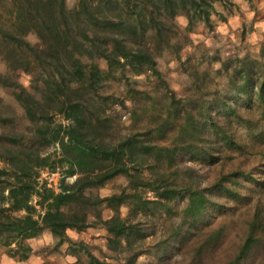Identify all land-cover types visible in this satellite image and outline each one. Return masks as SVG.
Listing matches in <instances>:
<instances>
[{"label": "trees", "instance_id": "trees-1", "mask_svg": "<svg viewBox=\"0 0 264 264\" xmlns=\"http://www.w3.org/2000/svg\"><path fill=\"white\" fill-rule=\"evenodd\" d=\"M7 2L8 15L0 19V60L5 64L0 84L12 92L30 124L22 128L12 113L0 110V241L22 246L25 238L42 230L63 238L67 230L97 226L107 230V247L118 250L122 242L130 247L133 238L146 235L132 222L138 213L149 210L171 217L177 214L173 205L180 201L185 202L182 220L190 223L183 240L188 233L199 235L209 222L208 214L225 208L228 200L245 198L243 182L256 183L250 169L221 168L206 185L192 167L183 170L187 178L179 169H160L171 167L178 153L213 162L218 156L214 152L222 148L240 151L242 146L224 125L210 122L214 136L207 144L208 124L196 125L186 111L182 121H176L181 109L172 98L156 130L120 133L113 126L120 112L112 111V102L101 93L105 77L116 71L158 74L155 55L166 48L177 51L181 45L176 15L184 14L188 24L197 16L208 22L204 0H77L72 6L66 0ZM30 34L36 39L33 43L27 39ZM172 35L179 40L176 45L170 42ZM260 57L256 69L251 63L243 66L241 83L232 95L242 93L240 102L256 90L264 104V43ZM21 74L29 76L28 86L18 81ZM174 123L178 130L171 145L152 142ZM49 146L53 151H47ZM43 168L60 172L56 189L39 180ZM144 168L150 172L148 178ZM119 175L127 179L119 193L101 197L95 192ZM146 190L154 196H143ZM124 202L131 207L130 218L119 216ZM103 205L112 216H102ZM167 230L175 236L180 226ZM247 230L228 264H252L253 254H262V248H255V234L264 236L257 214ZM204 236L202 246L218 240L214 233ZM137 256L129 253L127 264H135Z\"/></svg>", "mask_w": 264, "mask_h": 264}, {"label": "rangeland", "instance_id": "rangeland-1", "mask_svg": "<svg viewBox=\"0 0 264 264\" xmlns=\"http://www.w3.org/2000/svg\"><path fill=\"white\" fill-rule=\"evenodd\" d=\"M76 1L66 0L69 6ZM204 1L209 9L208 22L197 16L188 24L184 14L176 15L174 20L179 28L181 45L177 51L166 48L155 55L158 74L151 70L136 74L128 68L116 71L114 76L105 77L101 93L112 102L111 110L120 112V118L113 122L120 133L156 130L157 122L167 116L172 98L181 109L176 121H182V113L186 111L193 116L196 125L201 122L208 124L205 127L209 137L207 144L213 142L210 139L213 134L210 122L224 125L242 146L240 151L222 148L220 152H214L218 156L213 162L178 153L171 167L160 169L167 173L179 169L181 176L187 178L183 170L192 167L200 175L203 185L211 181L221 168L225 171L236 166L250 169L256 183L251 184L252 180H247V184L243 182L245 198L228 200L225 208L208 214L209 222L200 229L199 235L188 233L183 240L180 237L190 228V223L182 220L185 202L180 201L173 205L177 214L171 217L165 213L153 214L149 210L144 215L141 212L133 217L131 221L147 232L145 236L133 238L130 247L125 242L118 250L107 247L108 233L103 227L67 230L63 238L49 230H42L37 235L25 238L22 246L15 242L6 245L0 241V264H127L128 254L135 252L138 253L135 264H228L246 238L247 224L252 217L257 214L264 224V185L259 184L264 181V104L258 99L256 90L250 99L242 102L238 98L243 96L242 93L232 97L241 83L244 64L251 63L256 69L255 63L261 61L264 0ZM7 5V0H0L2 20L8 15ZM27 39L32 43L36 40L32 34ZM177 41V36L172 35V45H176ZM102 67L105 68L104 65ZM4 70L5 64L0 60V71ZM29 79L28 75L21 74L18 81L28 86ZM121 101H124V106H120ZM232 106H235V112H230ZM0 110L12 113L22 128L30 124L21 104L2 84ZM155 115L159 118H154ZM173 125L163 135L153 137L152 142L171 145L178 130V126ZM216 147L223 145L217 144ZM53 149L49 146L47 151ZM50 163L54 164L52 160ZM142 173L144 177L150 176L148 168L142 169ZM60 177L59 171L52 172L49 168L41 169L39 174L40 181H47V185L55 189ZM126 183V177L119 175L95 192L101 197L119 193ZM143 196L151 198L154 194L146 190ZM118 210L121 218L130 216L129 204L124 202ZM112 215L110 208H102L104 218ZM173 225L180 226L175 236H171L167 230ZM213 233L217 241L215 239L213 243L200 245L204 235L212 237ZM256 236V251L262 248L263 252L253 254L252 264H264V236L261 233Z\"/></svg>", "mask_w": 264, "mask_h": 264}, {"label": "built area", "instance_id": "built-area-1", "mask_svg": "<svg viewBox=\"0 0 264 264\" xmlns=\"http://www.w3.org/2000/svg\"><path fill=\"white\" fill-rule=\"evenodd\" d=\"M125 117V115H123V118Z\"/></svg>", "mask_w": 264, "mask_h": 264}]
</instances>
